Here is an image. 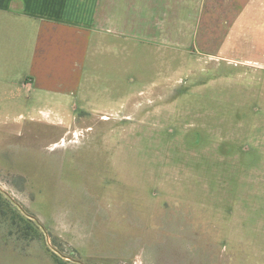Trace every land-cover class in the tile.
<instances>
[{
    "label": "rangeland",
    "instance_id": "rangeland-1",
    "mask_svg": "<svg viewBox=\"0 0 264 264\" xmlns=\"http://www.w3.org/2000/svg\"><path fill=\"white\" fill-rule=\"evenodd\" d=\"M252 5L208 47L123 40L87 102L0 97V264H264Z\"/></svg>",
    "mask_w": 264,
    "mask_h": 264
},
{
    "label": "crops",
    "instance_id": "crops-1",
    "mask_svg": "<svg viewBox=\"0 0 264 264\" xmlns=\"http://www.w3.org/2000/svg\"><path fill=\"white\" fill-rule=\"evenodd\" d=\"M252 2L0 0V97L87 102L93 90L86 93L85 82L102 77L92 73L99 68H120L123 40L208 47L221 29L250 19Z\"/></svg>",
    "mask_w": 264,
    "mask_h": 264
},
{
    "label": "water",
    "instance_id": "water-1",
    "mask_svg": "<svg viewBox=\"0 0 264 264\" xmlns=\"http://www.w3.org/2000/svg\"><path fill=\"white\" fill-rule=\"evenodd\" d=\"M76 261V260H75Z\"/></svg>",
    "mask_w": 264,
    "mask_h": 264
}]
</instances>
